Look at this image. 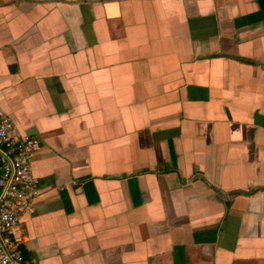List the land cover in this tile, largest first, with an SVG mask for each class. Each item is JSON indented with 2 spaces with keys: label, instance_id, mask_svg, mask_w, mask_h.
Here are the masks:
<instances>
[{
  "label": "crops",
  "instance_id": "obj_1",
  "mask_svg": "<svg viewBox=\"0 0 264 264\" xmlns=\"http://www.w3.org/2000/svg\"><path fill=\"white\" fill-rule=\"evenodd\" d=\"M0 108L29 261L264 264V0H0Z\"/></svg>",
  "mask_w": 264,
  "mask_h": 264
},
{
  "label": "built area",
  "instance_id": "obj_2",
  "mask_svg": "<svg viewBox=\"0 0 264 264\" xmlns=\"http://www.w3.org/2000/svg\"><path fill=\"white\" fill-rule=\"evenodd\" d=\"M39 139L22 135L0 108V264H38L22 249L24 237L15 228L25 212H33L39 181L33 173V155Z\"/></svg>",
  "mask_w": 264,
  "mask_h": 264
}]
</instances>
